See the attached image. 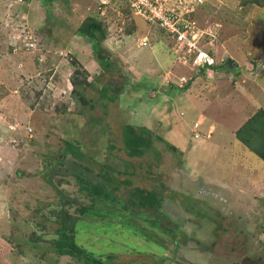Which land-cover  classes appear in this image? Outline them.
<instances>
[{"label": "rangeland", "instance_id": "1", "mask_svg": "<svg viewBox=\"0 0 264 264\" xmlns=\"http://www.w3.org/2000/svg\"><path fill=\"white\" fill-rule=\"evenodd\" d=\"M203 1L193 17L217 35L208 48L217 62L230 58L236 66L212 79L199 74L187 87L197 69L177 62L167 33L126 8L97 13L93 0H0V264H85L57 255L51 243L40 240L54 234L51 212L61 204L46 182L42 159L51 151L59 158L64 139L78 141L110 168L127 170L119 175L131 181L127 188H155L168 196L163 210L187 236L174 251L158 234L162 230H145L136 220L99 206L98 213L81 216L75 228L77 244L88 252L115 254V264H154L155 256L161 264L264 263V160L234 136L257 108L264 109V6L242 5L247 0ZM91 17L106 27L100 46L116 68L107 81L99 76L102 67L92 46L76 34ZM145 36L150 43L141 47ZM152 51L158 62H152ZM251 62L255 67L247 72L237 66ZM144 72L153 76L143 78ZM95 76L114 92L123 76L133 85L108 104L107 115L101 106L106 98L93 109H82L71 96L72 83ZM181 76L188 82L178 88ZM213 89L228 102L220 104ZM244 92L259 107L240 95ZM84 96L95 100L99 94L87 88ZM80 110L88 116L79 115ZM125 123L148 128L163 141L154 136L155 151L130 159L121 150ZM208 123L217 129L206 142L209 147L199 140L200 147L192 141L198 135L193 126L205 133ZM58 178L54 185L67 199L82 201L72 179L60 183ZM121 188L119 195L125 198L127 191ZM171 191L176 192L173 198ZM218 224L221 230L215 235Z\"/></svg>", "mask_w": 264, "mask_h": 264}, {"label": "trees", "instance_id": "2", "mask_svg": "<svg viewBox=\"0 0 264 264\" xmlns=\"http://www.w3.org/2000/svg\"><path fill=\"white\" fill-rule=\"evenodd\" d=\"M242 5L256 4L264 6V0H247L241 1ZM200 8V7H199ZM203 8V7H202ZM201 9V8H200ZM76 34L86 39L88 45L92 46V50L96 55V59L101 63L102 70L100 77L113 78L116 72L114 61L109 58V55L101 48L100 42L106 38V27L104 23L94 17L87 18L77 28ZM106 53V54H105ZM231 59H225L221 64L208 66V69L228 70V62ZM233 62V61H232ZM206 70L202 69L195 75H204ZM99 77L88 81L85 79L81 84L72 83L73 89L71 96L76 102L81 103L85 107L94 106L106 98L107 102H102L101 106L104 114L107 115V107L109 103H115L119 95L130 87V81L123 76V85L120 86L118 92L111 90L112 85H107V82L99 83ZM175 88V86H173ZM87 88H91L98 92L99 97L95 100H87L84 92ZM133 89V85L130 87ZM103 101V100H102ZM79 115L88 116V112L80 110ZM154 136L159 141H163L158 134L153 135L152 132L145 127H137L129 123H125L120 129L121 150L130 159L142 158L145 155L155 151L153 145ZM236 140L245 149L251 151L259 159L264 160V109H257L252 116H250L234 133ZM63 147L60 151V157H53L54 153L51 151L45 158L43 157L44 171L47 172L45 179L56 192L58 200L61 202L58 210H53L52 216L55 217V232L50 239L40 237L41 241L51 243L55 252L59 256H69L77 261L85 264H115L117 256L115 254L94 255L88 252L76 242V224L79 218L85 214L96 212V207L103 206L108 210L115 211L116 214L129 217L136 220L145 230H151L160 233L166 238L176 251L181 244L186 243L187 236L180 229V226L169 219L167 213L163 210V203L168 196L163 195L157 189H144L140 187H131L130 180H120L119 175L123 173L119 170L110 168L102 164L94 156L87 151H84L78 141L72 139H64ZM171 149L173 147L169 146ZM113 148V146H111ZM155 156L158 158L159 153L156 151ZM97 166V168H96ZM133 174V173H132ZM59 177L58 182L66 181L65 177H69L74 181L78 193L82 196V201L77 197L67 199L64 193L57 189L54 185L53 178ZM124 187L127 191V196L123 198L119 195ZM160 188H164L161 184ZM172 192V194H171ZM170 198L175 197L176 192L171 191ZM73 207L74 212L69 213L65 206ZM196 212V211H195ZM98 213V212H96ZM197 214V212H196ZM214 222V221H213ZM211 224V223H210ZM214 225H217L214 222ZM157 228H160L157 230ZM220 226H216L214 234L220 233ZM172 254H173V250ZM107 258V259H106ZM155 263L158 257H154ZM167 257L161 258V262L165 261ZM154 263V264H155ZM157 264H161L157 262ZM264 264V263H263Z\"/></svg>", "mask_w": 264, "mask_h": 264}, {"label": "built area", "instance_id": "3", "mask_svg": "<svg viewBox=\"0 0 264 264\" xmlns=\"http://www.w3.org/2000/svg\"><path fill=\"white\" fill-rule=\"evenodd\" d=\"M23 2V0H20ZM95 11L103 13L108 8H126L135 17L141 18L149 26L167 33L174 58L183 66L208 70L216 65L211 52L216 33H209L198 25L194 13L204 3L203 0H93ZM150 43L148 36L141 38L139 45L145 47ZM186 77L179 78L178 87L187 83ZM197 135H195L196 137Z\"/></svg>", "mask_w": 264, "mask_h": 264}, {"label": "crops", "instance_id": "4", "mask_svg": "<svg viewBox=\"0 0 264 264\" xmlns=\"http://www.w3.org/2000/svg\"><path fill=\"white\" fill-rule=\"evenodd\" d=\"M227 41H224L222 44L220 43L219 45L221 46V50L224 48V46L226 47V45H227V43H226ZM218 52H219V47H218V50H217ZM153 52V55H151L152 57H151V59H152V62H153V60H155V61H157V54H156V52L155 51H152ZM222 52H223V50H222ZM214 58H215V61H216V59H217V55H215L214 56ZM226 59V58H225ZM228 59H230V58H228ZM232 60V59H231ZM221 61H223V60H220L219 62H217V65H218V63L220 64L221 63ZM233 61V65L234 66H236V63L234 62V60H232ZM158 62V61H157ZM238 67H240V68H242L243 67V69L245 70V72H247V71H249L248 69H250V67L251 68H254L255 66L254 65H252V62L251 63H246L244 66H242V64L241 65H237ZM253 66V67H252ZM172 67H173V64H172ZM161 69V68H160ZM254 71H256V70H254ZM224 74V76H225V72L224 71H221V70H215V69H208V70H206L205 71V73H204V75H202V76H204V78H208V77H212V75H220V74ZM258 74V71H256V75ZM138 75V74H137ZM160 76H161V74H159ZM169 75V72L168 73H164V79L166 80V76H168ZM141 77H146V76H153V74H150L149 72H147V74H146V72H144L143 74H141L140 75ZM197 77L198 76H192L191 77V82H189V83H187L186 85H187V87H189L190 86V84H194L195 83V79L197 80ZM251 77V76H250ZM164 79H162V81L164 80ZM212 79V78H211ZM227 79H230V78H227ZM164 80V81H165ZM198 80H201V79H198ZM231 80V79H230ZM229 80V81H230ZM208 82H210V84L209 85H211V83H212V81H209V80H207ZM232 81V80H231ZM167 81H165V83H166ZM217 82H219V81H217ZM232 83H233V81H232ZM189 85V86H188ZM164 86V85H163ZM178 87V86H177ZM183 87V86H182ZM182 87H178V88H182ZM207 87V86H206ZM211 88H213V86L211 87ZM216 89H217V87H216ZM214 90V89H213ZM218 90V89H217ZM217 90H214L215 91V95L214 96H217V94H218V91ZM155 91H157V90H155ZM209 90H207V92H208ZM158 92V91H157ZM207 92H204V95L202 96V100H205V102L207 103ZM244 93H246L245 95L242 93V94H240L242 97H244L245 99H247L248 101L250 100L254 105H256L257 107H259V105H258V103H254L255 102V100H253L252 101V96L250 95V92L248 93V92H244ZM209 94H211V92H209L208 93V95ZM222 100L223 99H221V98H219V94H218V99H217V101L220 103V104H224V102L225 103H227L228 101H224V102H222ZM258 109V108H257ZM256 109V110H257ZM255 110V111H256ZM254 111V112H255ZM254 112L250 115V116H252L253 114H254ZM249 116V117H250ZM248 117V118H249ZM195 127L197 128L198 126H196V124H195ZM196 128H194V126H193V130H192V132H196V134H198L195 138L194 137H192V141H194V142H199V140H201V142L202 143H206L207 142V140H210L211 138H212V135L215 133V131H216V129H217V127H215V125L214 124H212V123H208L207 124V129H206V131H205V133H203V132H201V133H203V134H201L199 131H197V130H195ZM199 128V127H198ZM192 129V128H191ZM237 141V140H236ZM201 142H199V143H201ZM238 142V141H237ZM200 144V147L203 145V144ZM239 143V142H238ZM198 144V143H197ZM207 144L208 143H206V147H209V146H207ZM213 147L215 148V146L213 145ZM204 149H205V147H203ZM216 149V148H215ZM233 152V151H232Z\"/></svg>", "mask_w": 264, "mask_h": 264}, {"label": "water", "instance_id": "5", "mask_svg": "<svg viewBox=\"0 0 264 264\" xmlns=\"http://www.w3.org/2000/svg\"><path fill=\"white\" fill-rule=\"evenodd\" d=\"M233 66H234V65H233V62H232V61H229V62H228V67L231 69Z\"/></svg>", "mask_w": 264, "mask_h": 264}]
</instances>
